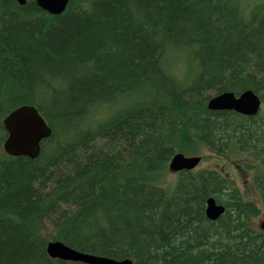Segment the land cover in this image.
<instances>
[{"label":"trees","instance_id":"trees-1","mask_svg":"<svg viewBox=\"0 0 264 264\" xmlns=\"http://www.w3.org/2000/svg\"><path fill=\"white\" fill-rule=\"evenodd\" d=\"M246 89L264 100V0H69L57 15L0 0V264H84L49 240L134 264H264V120L207 108ZM23 104L51 128L35 158L2 148ZM203 147L249 159L261 207L215 168L166 180L175 153Z\"/></svg>","mask_w":264,"mask_h":264},{"label":"water","instance_id":"water-1","mask_svg":"<svg viewBox=\"0 0 264 264\" xmlns=\"http://www.w3.org/2000/svg\"><path fill=\"white\" fill-rule=\"evenodd\" d=\"M24 4L26 0H16ZM36 4L48 13L57 15L64 11L69 0H34ZM261 98L250 89L238 94L225 91L213 94L207 101V108L212 110H232L236 113L253 116L257 115L261 107ZM6 136L2 142L3 151L10 156H27L35 158L40 152V143L51 134V128L31 104H23L11 110L2 119ZM200 155H185L175 153L169 163L170 172L190 171L200 163ZM224 211V206L209 196L205 201V216L214 220ZM264 234V218L260 223ZM46 253L51 258L70 260L84 264H134L130 258L114 259L112 257L95 255L76 250L59 240H49L46 244Z\"/></svg>","mask_w":264,"mask_h":264},{"label":"rangeland","instance_id":"rangeland-1","mask_svg":"<svg viewBox=\"0 0 264 264\" xmlns=\"http://www.w3.org/2000/svg\"><path fill=\"white\" fill-rule=\"evenodd\" d=\"M178 66H180V63H178ZM259 116L261 119L264 120V100L261 102V107L259 111ZM189 155V154H188ZM191 155V154H190ZM192 155H200L201 161L196 166V169L201 168H215L221 172L222 175L227 177L230 181L233 182V184L240 190L242 195L244 197L250 198L254 200L260 207L259 201L254 198V192H250L251 189L250 186V175L251 172L247 173L244 169V165H242L243 162H248L249 159H247L244 155H237V154H231L229 156L225 155H219L215 152H211L206 148H202L201 150H198V152H194ZM236 162V163H235ZM177 178V173L175 172H168L166 175V180L168 182H174ZM264 218V209L261 208L260 214H258L256 217L253 218V225L255 228H260V223Z\"/></svg>","mask_w":264,"mask_h":264},{"label":"flooded vegetation","instance_id":"flooded-vegetation-1","mask_svg":"<svg viewBox=\"0 0 264 264\" xmlns=\"http://www.w3.org/2000/svg\"><path fill=\"white\" fill-rule=\"evenodd\" d=\"M242 165H245V162H243Z\"/></svg>","mask_w":264,"mask_h":264}]
</instances>
